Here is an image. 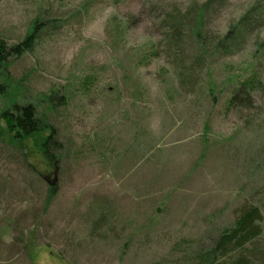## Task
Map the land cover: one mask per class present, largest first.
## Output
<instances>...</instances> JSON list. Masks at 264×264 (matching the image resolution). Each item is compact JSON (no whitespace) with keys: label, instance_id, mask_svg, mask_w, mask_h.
Segmentation results:
<instances>
[{"label":"rangeland","instance_id":"rangeland-1","mask_svg":"<svg viewBox=\"0 0 264 264\" xmlns=\"http://www.w3.org/2000/svg\"><path fill=\"white\" fill-rule=\"evenodd\" d=\"M29 37L0 112L33 104L53 160L0 123V264H181L246 202L264 231V0H0Z\"/></svg>","mask_w":264,"mask_h":264},{"label":"trees","instance_id":"trees-1","mask_svg":"<svg viewBox=\"0 0 264 264\" xmlns=\"http://www.w3.org/2000/svg\"><path fill=\"white\" fill-rule=\"evenodd\" d=\"M33 42L34 38L29 37L19 44L7 46L0 39V69H4L8 60L19 58L29 51ZM3 80L0 73V98L6 95L7 86ZM262 88L258 78L252 75L242 83L238 92L250 96L253 91ZM237 98L238 95L233 96L229 105H234ZM0 123H3L6 133L11 136V141L19 145L42 132H48L40 150L49 160H53L48 148L54 131L38 116L33 104H10L0 112ZM3 128L0 129L1 133ZM234 215L232 226L224 229L211 247L188 253L181 259V264H264L263 214L260 208L246 202L236 208Z\"/></svg>","mask_w":264,"mask_h":264}]
</instances>
